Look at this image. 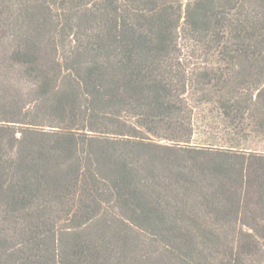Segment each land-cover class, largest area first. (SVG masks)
Returning <instances> with one entry per match:
<instances>
[{"label":"trees","instance_id":"obj_1","mask_svg":"<svg viewBox=\"0 0 264 264\" xmlns=\"http://www.w3.org/2000/svg\"><path fill=\"white\" fill-rule=\"evenodd\" d=\"M254 137L264 0H0V264H264Z\"/></svg>","mask_w":264,"mask_h":264},{"label":"rangeland","instance_id":"obj_2","mask_svg":"<svg viewBox=\"0 0 264 264\" xmlns=\"http://www.w3.org/2000/svg\"><path fill=\"white\" fill-rule=\"evenodd\" d=\"M191 107L195 110L192 112V123L194 135L191 142L200 147H229L231 146L228 137H224L222 134V124L218 127L219 121L216 117L213 104L210 102L204 104H198L196 102L190 103ZM219 129H216V128ZM231 140V139H230ZM254 142H241L244 148L254 147L255 149H263L264 143L260 138L254 137ZM234 142V141H233ZM162 143V141H161ZM234 145L239 147V143L234 142Z\"/></svg>","mask_w":264,"mask_h":264}]
</instances>
